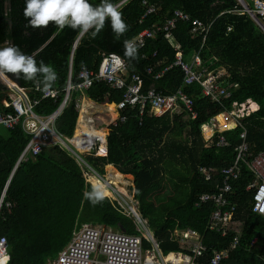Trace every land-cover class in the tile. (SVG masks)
<instances>
[{"label": "trees", "instance_id": "obj_1", "mask_svg": "<svg viewBox=\"0 0 264 264\" xmlns=\"http://www.w3.org/2000/svg\"><path fill=\"white\" fill-rule=\"evenodd\" d=\"M119 1L113 0V3ZM246 1L253 5V0ZM91 2L97 4L100 0ZM147 2L156 10L142 21L147 7L143 0H126L118 7L127 29L116 38L107 19L95 37L90 35L91 30L78 34L69 27L58 30L51 22L46 27L33 28L27 25L23 15L24 0H0V46L18 45L23 52L33 54L37 62L43 59L50 64L57 78L48 88L57 89L59 94L44 97L46 90H42L39 78L26 81L8 74L14 75L31 98L39 99L34 110L42 115L50 114L62 102L70 75L72 83H76L82 66L98 70L104 54L111 52L126 59L127 80L132 73H137L143 79V90L154 87L170 93L182 85L184 71L181 66L173 65L155 77L175 60L174 45L165 33L149 38L135 59L124 56V41H129L144 27L166 22L177 9L192 19L213 21L203 45L202 36L191 32V21L177 19L172 35L180 44L185 60L191 61L200 50L203 63L210 69L215 72L224 69L221 77L232 95L213 102L202 95L199 83L186 84L183 89L194 99L196 118L184 119V113L172 117L168 113L156 116L145 112L141 121L138 107L123 108L120 116L126 119L110 124L107 154L92 152L85 157L102 174L106 172V165L112 163L119 171L134 176L138 211L147 219L164 255L188 251L181 247L174 230L190 227L203 235L206 245L200 261L207 262L216 248H229L227 262L230 264H264V216L252 209L253 190L247 189V185L254 174L246 161H241V174L232 181L234 191L230 195L232 204L236 205L233 219L241 225L240 232L229 230L222 235L209 228L214 203L196 204L202 193L218 189L221 168L234 163L243 127L249 144L247 159L264 149V31L250 14L242 12L238 0ZM233 9H240L239 13L230 11ZM87 93L98 103L118 102L123 98L124 89L96 81ZM79 94V91L72 92V99L55 121L57 131L65 137H72L75 131L79 116L75 101ZM247 98L256 101L259 108L242 118L243 126L216 131L206 141L202 125L231 108L234 100ZM4 99L12 100L0 82V111H13V106L5 105ZM221 134L227 141L225 145L218 144ZM30 138L22 123L14 128L0 126V236L8 240L10 264H46L58 255L83 223L140 233L133 216L109 196L105 195L95 204L85 197L84 193L94 186L86 181L75 156L60 142L44 147L37 155L22 158L7 185ZM200 166L215 167L213 179L206 180ZM236 235L239 240L234 245ZM255 236L257 245L251 247ZM142 244L144 250L152 248L151 241L144 237Z\"/></svg>", "mask_w": 264, "mask_h": 264}, {"label": "built area", "instance_id": "obj_2", "mask_svg": "<svg viewBox=\"0 0 264 264\" xmlns=\"http://www.w3.org/2000/svg\"><path fill=\"white\" fill-rule=\"evenodd\" d=\"M125 1L121 0L115 5L119 7ZM238 1L242 5V12L250 14L264 31V0H253L252 6L246 0ZM143 4L147 7L140 21L156 10V7L148 4L147 0H143ZM239 10L233 9L230 11L239 13ZM177 19L191 21V32L195 35H201L202 45L204 44L213 21L205 22L199 18L192 19L188 13L180 9L175 10L174 16L167 19L166 22L162 24L154 23L151 26L144 27L129 40L136 46L138 52L146 45L149 38L159 32H164L170 39L175 49V60L155 76L156 78L159 77L161 73H164L173 65L181 66L184 71L182 85L170 93H164L154 87L143 90V79L137 73H132L129 80H127L128 78L125 76L127 61L115 52L104 54L98 70L82 66L78 72L79 80L76 83H72L70 75L62 102L53 112L47 115L39 114L34 110V106L39 102V99L31 98L28 95V90L18 84L11 75L6 74V77H3L6 91L10 93L12 98L11 101L4 99L3 102L5 105H12L13 111H0V126L14 128L17 124L22 123V127L31 134L29 142L19 157V162L27 155H37L44 147L60 142L71 151L81 164L86 181L91 182L96 188L98 187L95 181L101 182L104 189L108 191V193H104V196H109L124 212L133 216L136 227L140 231L139 234L127 233L103 225L83 223L79 229L74 231L72 238L58 255L49 259L46 264H230L227 262L230 256L229 248H216L207 262L200 261V256L206 250V245L203 243V235L190 227L174 230L175 238L178 239L181 247L188 251H173L164 255L148 226L147 219L142 217L136 208L138 200L135 198L134 193L122 185L112 182L105 174L100 173L87 161L85 155L88 153L107 154L106 145L104 152L100 151V144L98 146L99 151H96L94 147L95 144L98 145L97 142L101 143L102 140L96 137L92 140L89 148L82 149L73 142L76 131L74 137H65L55 127L57 117L72 99V92H86L96 81H105L113 88L124 89L123 98L118 102H114L118 114L115 119L109 121V124L116 123L118 119L125 120L126 116H120V110L128 106L139 108L141 121L144 113L148 111L161 114L168 111L180 112L184 110L188 117L196 118L198 111L194 99L183 89L186 84L194 82L200 84L202 95L213 102H221L223 98L230 97L232 92L221 77L225 71L219 69L215 72L214 69H210L204 64L200 50L195 52L191 61L184 59L180 44L172 35V29L176 26ZM228 29L231 30L232 26H229ZM77 40L73 47L76 46ZM147 70L150 72L151 68ZM58 94L57 89L48 88L43 96L57 97ZM75 105L79 115L85 113L80 94L76 98ZM258 108L259 104L252 98L243 101L234 100L231 108L218 113L210 121L204 123L202 130L206 126L210 127L211 134L207 138L210 139L216 131L223 132L239 125L243 126L242 118L250 115ZM219 117L221 118L219 119ZM79 119L80 117L76 123L77 127ZM89 121L91 122V120ZM82 136L83 143L89 141L87 134ZM240 137L241 143L237 148L238 152L234 163L221 168L220 173L222 176L217 186L218 189L212 193H202L199 201L196 202L197 205L208 201L214 203V209L209 219V228L220 231L222 235H225L229 230L236 232L242 230L241 225L233 219L236 205L232 204L230 199V195L234 191L232 181L239 178L241 174L242 160L246 161L254 174V179L247 185V189L253 190L252 209L264 216V211H262L264 209V149L254 155L252 159H247L249 144L245 127L242 129ZM64 138L71 140L74 147L68 145ZM218 144H227L223 134L220 135ZM199 169L206 180L213 179L216 171L215 167L200 166ZM143 237L152 243L150 254H144ZM238 240V235H236L234 245L238 243ZM257 242L258 237L255 236L251 240L250 246L255 247ZM171 254L174 256L171 257ZM0 264H10L8 240L4 235L0 236Z\"/></svg>", "mask_w": 264, "mask_h": 264}, {"label": "clouds", "instance_id": "obj_3", "mask_svg": "<svg viewBox=\"0 0 264 264\" xmlns=\"http://www.w3.org/2000/svg\"><path fill=\"white\" fill-rule=\"evenodd\" d=\"M23 15L27 25L33 28L46 27L51 22L58 30L69 27L77 30L78 34L91 30L92 37L104 27L106 19L116 38L127 29L126 21L113 0H100L97 4H93L91 0H24ZM136 55V46L130 41H124V56L135 59ZM8 73L26 81L39 78L42 90H47L57 78V73L50 64L43 59L37 62L33 54L23 52L15 44L0 46V80ZM84 195L93 204L104 198L103 191L96 187Z\"/></svg>", "mask_w": 264, "mask_h": 264}, {"label": "crops", "instance_id": "obj_4", "mask_svg": "<svg viewBox=\"0 0 264 264\" xmlns=\"http://www.w3.org/2000/svg\"><path fill=\"white\" fill-rule=\"evenodd\" d=\"M222 70H224V69H222ZM15 80V79H14ZM80 97H81V100L83 101V104H84V110H85V113L83 112V114H80L79 116H78V118L79 117H82V115L83 116H85L84 117V122L85 123H90V126L92 125V126H96V124H95V122H96V120L97 119H99L100 117H104V116H109L110 118H111V116H110V110L109 109H107V110H105V111H100L101 109L99 108V107H97V105L95 104L96 103V101L95 100H93L89 95H88V93H87V91L86 92H82V93H80ZM114 103V102H113ZM95 104V105H94ZM115 104V103H114ZM88 108V109H87ZM109 110V111H108ZM115 111H116V116H117V114H118V109L117 108H115L114 109ZM184 110H181L180 112H170V111H168V112H164V113H161V114H158V113H154V112H152V111H148L147 113L148 114H153V115H156V116H162V115H164V114H169L170 116H174L175 114H181V113H184V116H183V118L184 119H187V118H189L188 117V115H187V113L184 111ZM99 115L100 114V117L99 116H97V114ZM101 113L103 114V116H101ZM108 113V114H107ZM116 118V117H115ZM115 118H112V120L113 119H115ZM86 119V120H85ZM87 120H88V122H87ZM89 120H91V122L89 121ZM96 127H98V126H96ZM100 128V127H99ZM107 128L110 130V124H108V126H107ZM77 124H76V127H75V131L77 132ZM75 131H74V133H75ZM203 131V136H204V138H205V140L206 141H209L210 139H207L209 136H210V134H211V129H210V127L209 126H206L205 127V129H203L202 130ZM74 135V134H73ZM107 135H108V133H106L105 134V138H107ZM108 142V141H107ZM106 145V144H105ZM106 147H107V151H108V143H107V145H106ZM112 166L114 169H116V170H118L119 171V169L114 165V164H112V163H110V164H107V166H106V172L104 173L105 174V176L107 177V178H109L112 182H114V179H112V177L110 176V169H109V166ZM108 167V168H107ZM108 172H109V174H108ZM123 176H122V179L118 182V184H120V185H122L123 187H125L127 190H130L131 192H133L134 193V176L131 174V173H123V172H121V171H119ZM126 182V183H125ZM114 183H117V182H114ZM123 189V188H122ZM138 204H139V201H138ZM162 252V251H161Z\"/></svg>", "mask_w": 264, "mask_h": 264}, {"label": "bare ground", "instance_id": "obj_5", "mask_svg": "<svg viewBox=\"0 0 264 264\" xmlns=\"http://www.w3.org/2000/svg\"><path fill=\"white\" fill-rule=\"evenodd\" d=\"M108 108L110 110V115H112V117H114L116 115V111L114 110V108H115L114 103H109ZM84 117L85 116L82 115V117H80V119H79V125L76 129L77 132H76L75 138L73 139V142L77 146H79V148L87 149L90 147L92 140L95 139L96 137H98L102 140V142L100 144V151L104 152L105 151V148H104L105 147V140H104V138H105V134H106V128H99V127L92 126V125L90 126V123L88 124V123L84 122ZM87 122H88V120H87ZM83 134H87L89 136V141L86 143H83V139H82ZM109 169H110V176L112 177V179H114V182L118 183L122 179L123 175L118 170L114 169L111 165L109 166ZM108 174H109V172H108ZM95 184L99 189H101L103 191V193H108V191L106 189H104L101 182L95 181ZM170 256L173 257L174 255L171 254Z\"/></svg>", "mask_w": 264, "mask_h": 264}, {"label": "rangeland", "instance_id": "obj_6", "mask_svg": "<svg viewBox=\"0 0 264 264\" xmlns=\"http://www.w3.org/2000/svg\"><path fill=\"white\" fill-rule=\"evenodd\" d=\"M5 81V80H4ZM109 103H113V102H103V103H98V102H96L95 104L97 105V107H99L100 109H102V110H100V111H105V109L107 110V109H109L108 108V104ZM94 104V105H95ZM114 107H115V104H114ZM116 108V107H115ZM114 108V109H115ZM109 111V110H108ZM97 114V113H96ZM97 116H99L100 117V114L98 115L97 114ZM101 116H103V114L101 113ZM111 116V118L107 115V116H104V117H100L99 119H97L96 120V122H95V124H96V126H98V127H100V128H106V133H107V126H108V124H109V121H111L112 120V118H115L116 117V115L114 116V117H112V115H110ZM103 120H102V119ZM65 139V141H66V143L68 144V145H70V146H73L74 147V145H73V143H72V141L71 140H69L68 138H64ZM97 144L98 145H94V147L96 148V151H99V144H101V143H99V142H97ZM93 147V148H94ZM136 208L138 209V205H136ZM151 249H148V250H144V254L146 255V254H150L151 253Z\"/></svg>", "mask_w": 264, "mask_h": 264}, {"label": "water", "instance_id": "obj_7", "mask_svg": "<svg viewBox=\"0 0 264 264\" xmlns=\"http://www.w3.org/2000/svg\"><path fill=\"white\" fill-rule=\"evenodd\" d=\"M12 76V78L13 79H15L14 78V75H11ZM0 82H2L4 85H5V81H4V79H2V80H0ZM16 82L19 84V82L16 80ZM109 129L107 128V133H109ZM75 136V134L72 136V137H74ZM104 140H105V144L107 145V138H104ZM19 164V160H18V162H17V164H16V166H15V168L13 169V171H12V173H11V175H10V178H9V180H8V182H7V185L9 184V181H10V179H11V177H12V175H13V173H14V171H15V169H16V167H17V165ZM5 191L6 190H4V192H3V195L2 196H4L5 195Z\"/></svg>", "mask_w": 264, "mask_h": 264}]
</instances>
